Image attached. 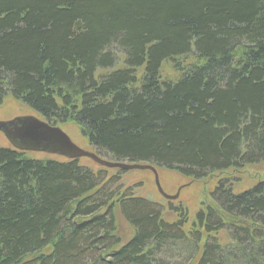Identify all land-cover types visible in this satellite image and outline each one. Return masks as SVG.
<instances>
[{"label": "trees", "instance_id": "trees-1", "mask_svg": "<svg viewBox=\"0 0 264 264\" xmlns=\"http://www.w3.org/2000/svg\"><path fill=\"white\" fill-rule=\"evenodd\" d=\"M7 98L109 161L234 175L184 229L186 210L165 221L122 171L0 148V264H264V179L236 178L264 162V0H0Z\"/></svg>", "mask_w": 264, "mask_h": 264}, {"label": "rangeland", "instance_id": "rangeland-1", "mask_svg": "<svg viewBox=\"0 0 264 264\" xmlns=\"http://www.w3.org/2000/svg\"><path fill=\"white\" fill-rule=\"evenodd\" d=\"M192 63L193 60L190 57H181L180 59H176L173 62H166L160 69V79L166 81H175L181 76L182 70H184L186 66H189ZM121 67L122 60H119L115 68ZM176 67L181 71H178ZM24 116H32L38 118V115H36L34 112L28 110L26 107L11 98H7L0 105V122H5L16 117ZM62 130L68 134V137L71 139V141L78 147L90 152H94L93 149H91L87 145V143L79 136L77 129L74 130V128L68 127V129L62 128ZM7 144V141L0 133V148H7ZM28 156H33L36 158L45 157L44 155L39 153H28ZM50 158L52 157L50 156ZM54 158L59 159L57 157ZM81 162L88 164L95 169L97 168V166L87 160L83 159L81 160ZM153 168L157 172L158 183L163 192L169 196L178 193V198L175 201H166L158 194L154 185L153 174L150 171L123 172L120 176L123 189L130 188L132 190V194H134L135 196L148 199L158 204L162 208V219H164L165 221L173 222L176 220L175 214L171 212V210H169L170 207H180L183 210H186L189 218L187 223H185L184 229H188L189 226H191L192 221H194L193 217L200 209L201 204L206 201L205 196H208V194L214 189L216 183L223 177L227 179V176L228 178H232L234 175L226 173L220 176H210L200 182H192L191 180L178 176L175 173L158 169L156 167ZM113 172H115V170H108L109 174ZM236 178H241L240 185L243 186L246 184L245 188H247L248 185L253 182L256 183L263 180L264 162L259 164L258 166L243 170V172L236 175ZM233 186L235 187L234 183ZM114 211L117 228L116 235L120 239V242L124 243L129 237H131L132 232L129 226L125 224V222L119 217L117 208H115ZM218 237L221 240L222 244H225L227 242L222 233Z\"/></svg>", "mask_w": 264, "mask_h": 264}, {"label": "water", "instance_id": "water-1", "mask_svg": "<svg viewBox=\"0 0 264 264\" xmlns=\"http://www.w3.org/2000/svg\"><path fill=\"white\" fill-rule=\"evenodd\" d=\"M0 133L8 147L20 153H39L59 159L74 161L87 160L98 168L120 171H150L158 194L166 201H175L178 193L166 195L158 183L156 170L148 165L125 164L103 159L94 152L74 144L59 127L48 124L36 117H16L0 122Z\"/></svg>", "mask_w": 264, "mask_h": 264}]
</instances>
